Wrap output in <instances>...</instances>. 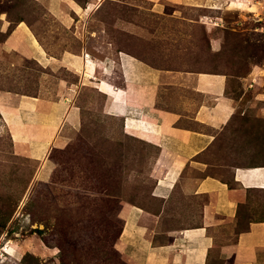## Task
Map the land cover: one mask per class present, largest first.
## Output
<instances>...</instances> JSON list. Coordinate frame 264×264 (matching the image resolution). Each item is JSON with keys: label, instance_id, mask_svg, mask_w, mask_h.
I'll return each mask as SVG.
<instances>
[{"label": "rangeland", "instance_id": "obj_1", "mask_svg": "<svg viewBox=\"0 0 264 264\" xmlns=\"http://www.w3.org/2000/svg\"><path fill=\"white\" fill-rule=\"evenodd\" d=\"M61 3L57 15L49 0H0V264H134L117 250L123 205L160 214L164 230L194 223L170 222L177 219L175 195L164 202L152 194L162 175L159 146L127 130L126 118L114 115L121 109H108L110 98L96 82L120 95L139 83L127 73L124 81L122 53L157 70L222 73L235 111L197 157L210 164L203 174L230 177L233 165L264 163V0L164 1L159 11L151 0ZM19 22L49 61L7 47ZM86 66H95L93 78ZM159 95L164 107L181 96L199 99L191 86L176 84H164ZM181 199L184 215H193L200 199ZM258 215L264 195H248L231 230Z\"/></svg>", "mask_w": 264, "mask_h": 264}, {"label": "crops", "instance_id": "obj_2", "mask_svg": "<svg viewBox=\"0 0 264 264\" xmlns=\"http://www.w3.org/2000/svg\"><path fill=\"white\" fill-rule=\"evenodd\" d=\"M61 1L49 0L54 14H61ZM151 1L155 2L154 8L159 11L164 1L192 4L199 0ZM92 7L90 5L87 12ZM34 38L23 23L13 30L6 44L23 56L45 63L49 58L36 42L44 55L39 52L32 41ZM118 58L124 81L128 75L138 78L139 83L125 86V95H120L119 91L112 93L108 109L118 108L124 113L121 107L124 105L127 109L125 113H129L132 106L136 112H131L145 119V128L150 131L145 136L160 148L157 165L162 175L157 179L152 194L164 202L175 195L171 197V204L177 206L171 214H176L177 219H172L174 215H170V222L187 219L194 224L164 230L160 214L145 215L137 206L123 205L120 210L123 225L117 250L134 264H264V215L250 220L246 229L235 234L231 230L241 205L247 203V196L264 195V163L233 165L230 177H227L225 173L203 174L210 164L197 158L209 150L217 134L232 121L235 104L225 92L227 77L220 73L157 70L124 53ZM64 60L69 61V57L64 56ZM77 65L80 67V61ZM164 84L191 86L199 99L194 102L181 96L171 100V107L161 106L158 104L159 91ZM68 107L65 106L58 118L59 123ZM124 117L128 123L127 116ZM186 122L197 127L187 126ZM19 135L23 138L24 133ZM187 169L198 174L188 175ZM181 195L200 199L201 202H192L193 215H184L186 209L179 202ZM187 206L190 208V205ZM157 233L165 236L155 239Z\"/></svg>", "mask_w": 264, "mask_h": 264}, {"label": "bare ground", "instance_id": "obj_3", "mask_svg": "<svg viewBox=\"0 0 264 264\" xmlns=\"http://www.w3.org/2000/svg\"><path fill=\"white\" fill-rule=\"evenodd\" d=\"M93 6V5H92ZM20 23V22H19ZM23 24V23H20ZM29 37V36H28ZM32 38V37H31ZM34 45L38 48L39 52L44 55V52L41 50V48L37 45V41L36 39H32ZM46 55V54H45ZM46 58V57H45ZM84 60L86 62V65L90 64L91 59H89L88 55L84 56ZM49 61V60H48ZM81 66V65H80ZM99 68V67H98ZM109 68V67H108ZM107 68V70H108ZM84 74H86L89 78H93V69L86 66L83 70ZM118 86V85H117ZM96 87L99 88L100 90L104 91L106 93V95L110 98L111 100V96L112 93H117L119 90V88L113 86L112 84H109L108 82L104 81V80H98L96 82ZM120 107V106H119ZM123 111L127 112V109L125 108L124 105L121 106ZM21 110V109H20ZM135 110V109H134ZM141 110V109H140ZM20 112V111H19ZM118 113V114H114L117 116H127V130L129 131H135L137 133L146 135V134H150V131L147 130L145 128V119L144 118H140L139 116H136L135 113L133 112H129V113ZM116 113V112H115ZM161 141V140H160Z\"/></svg>", "mask_w": 264, "mask_h": 264}, {"label": "trees", "instance_id": "obj_4", "mask_svg": "<svg viewBox=\"0 0 264 264\" xmlns=\"http://www.w3.org/2000/svg\"><path fill=\"white\" fill-rule=\"evenodd\" d=\"M220 74H222V73H220ZM225 91H226V90H225ZM248 222H249V221H248ZM246 228H247V227H246ZM246 228H245V229H246Z\"/></svg>", "mask_w": 264, "mask_h": 264}]
</instances>
